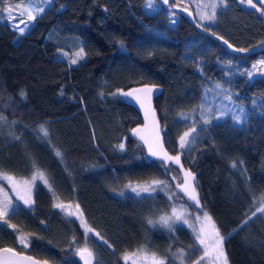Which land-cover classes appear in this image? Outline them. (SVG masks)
<instances>
[{
	"label": "trees",
	"instance_id": "1",
	"mask_svg": "<svg viewBox=\"0 0 264 264\" xmlns=\"http://www.w3.org/2000/svg\"><path fill=\"white\" fill-rule=\"evenodd\" d=\"M156 1L159 9L150 11L146 0H53L23 35L0 21V114L7 120L0 122V167L13 178L31 179L35 160L58 200L78 204L93 229L86 233L85 226L84 231L53 207V191L39 182L31 209L18 206L8 218L17 229L0 221V248L51 264H82L81 248L93 252L92 264H125L123 256L141 247L165 264H181L173 255L179 249L184 264L199 259L201 249L188 226L175 224L169 230L147 223L187 201L177 187L184 179L180 165H164L149 154V145L132 131L146 124L144 108L120 94L151 88L156 92L149 105L161 129L160 142L195 173L201 209L226 237L229 264H264V214L239 227L260 206L253 197L264 193V75H241L264 71V65L253 69L264 59V49L232 54L198 31L186 13ZM183 3L172 0L169 5L185 9ZM226 9L206 32L223 37L234 49L264 45V16L239 0H228ZM81 48L84 58L72 64ZM216 81L245 108L247 121L238 125L228 115L215 119V113L209 125L196 113L192 122L181 119L180 113L200 109ZM193 123L196 139L181 150L178 137ZM41 124L48 128L47 138L36 131ZM56 149L64 154L63 162ZM233 161H242V167L233 168ZM153 180L167 185L139 197L125 188ZM0 186L7 187L1 180ZM19 234L28 237V247L19 242Z\"/></svg>",
	"mask_w": 264,
	"mask_h": 264
},
{
	"label": "snow or ice",
	"instance_id": "2",
	"mask_svg": "<svg viewBox=\"0 0 264 264\" xmlns=\"http://www.w3.org/2000/svg\"><path fill=\"white\" fill-rule=\"evenodd\" d=\"M191 3L192 0H189ZM228 0H213L210 4H196L197 7V12L196 15L199 16L200 21H203L204 24L197 23V27L202 28L204 31H210L208 27H205V24H212L217 21L218 17V12L217 9L219 6H227ZM241 4L246 3L249 5L251 8H254L257 12H259L262 16H264V11L261 10V8H258L256 3H253V0H239ZM53 3V0H40V3L37 4L35 0H27L26 5L22 8L21 10V15L26 14L28 21H35L38 18H41L43 14L46 12L47 7H50ZM163 3L168 4L169 0H163ZM258 3L261 5H264V0H258ZM0 4H3V7L0 8V15H3L4 13H7L9 16V19H15V17L12 16L13 13V7L12 4L9 3V0H0ZM17 8H20L19 4H16ZM145 7L149 10H153L155 7L154 0H146V5ZM211 7L212 11L211 13H206L200 11L201 8H208ZM107 11V9H105ZM187 11V7L184 9ZM189 15H193L192 12L188 13ZM173 17L176 15V13L171 14ZM21 23H24V27H20L18 24L13 25L14 28L21 34H25L26 29L29 27L28 23H25L24 21H21ZM172 23H175V20L172 21ZM212 35H216L214 32ZM217 39L223 40L224 44H226L229 48H232L233 45L230 44L227 40L223 39L221 36H217ZM264 43V42H262ZM234 51L237 52H244L247 53L250 51L248 48H237L234 49ZM84 58V49L81 48L79 52L76 54V58L71 60L72 64H76L78 60ZM258 64L264 65V59L258 61ZM228 67H231V62H229ZM257 65H253V69H255ZM247 75L249 78L253 76L252 71H247L246 73H241V75ZM216 88H221L222 85L217 83L215 85ZM225 91H227L225 89ZM124 97H131L132 99L136 100L137 103L140 104L141 108H144V100L145 98L148 99L150 102L151 94H152V89L151 88H136L132 89L131 91L128 92H122L120 93ZM143 94V96L141 95ZM19 95L21 98H25L26 94L23 90L20 91ZM115 95V94H113ZM226 99L231 101L232 97L231 96H226ZM261 100H264V97L261 98ZM257 104V100L254 98L253 99V105L255 106ZM201 109L200 113V120L202 121L203 125H209L212 123V119L208 115H205V112H208L209 109L205 108L203 104L198 105ZM191 111L195 112L196 108H193ZM148 113L146 112V117ZM153 119L155 118V113H152ZM180 118L187 121L189 119V116L187 113H180ZM227 115V113L221 112L220 116L214 117L215 119H220L222 116ZM248 118V113L245 111V108L243 106L239 107V113L232 112L231 114V119L234 121L236 124H244L247 121ZM0 122L2 123H7L6 117L3 116V114H0ZM12 124L18 123V121H12ZM27 127V126H25ZM38 134L41 135L42 138H47L49 136V131L48 128L44 125L41 124L38 126L37 130ZM134 134L139 135V130L133 129L132 130ZM161 129L158 126V123L156 124L155 127V147L153 144L149 143L143 136H140L142 140H145V143L149 144V154L152 156L159 157L163 159L164 165H167L169 161L172 163L178 164L181 167V171L184 173V179L182 184H178L177 187L181 189V191L184 192L185 195L188 196V198L192 201L195 202L196 207L202 208V205L200 204V200L198 197V193L196 190V177L195 173L192 172L191 170H186L183 168V165L181 164V156L176 155L172 156L169 155L167 151L164 150L163 144L160 142V133ZM198 132L196 123H193L191 127L185 132H183L182 135L178 137V142H179V147L181 150L186 149L191 146L192 143H194L196 139V134ZM12 135V138L19 141L22 139L21 136L15 135L14 133H10ZM119 147L121 149L124 148L123 144H120ZM159 150H156V149ZM162 153V156H161ZM55 154L58 158L61 159L63 162V153L59 150H55ZM243 162L242 161H233L232 167L237 168L238 165L242 167ZM32 166L36 171L33 173V181L39 176V178L43 181V183L48 186L50 191H53V196L54 199H58L56 197V194L53 190L52 184L50 183L46 173L42 172L39 170L37 167V162L35 160L32 161ZM246 174V173H245ZM0 178L8 180L14 190L17 187V183L23 185V192L24 194L21 195L19 192H17V199L22 201L25 207L31 209L34 201L32 199V182L31 181H20L17 182L14 180V178L10 175H7L3 168L0 167ZM167 185L166 181H160V180H153L150 184L145 183L144 185H136L133 186L131 183L128 185H125V188H128L131 190L132 193H134L137 197L141 195V193H148L151 194L152 192H155L157 190H163L164 187ZM0 193H3V189H0ZM120 195H124V192L121 191ZM174 193H169V198L172 199ZM257 200L260 203V206L256 208L254 212L251 213V215L247 216L242 222L239 227H243L247 225V223L257 215V213L264 214V193H262L259 197H253V203L255 204ZM53 207L60 208L61 210H65V205L63 203H54ZM77 209H79V205H76ZM17 209L13 206L12 200L7 197L6 193H3L0 195V221H2L4 224H7L9 228H12L14 231L17 229V225L15 224H9L8 223V218L15 214ZM72 213H69L71 215ZM81 217L83 216V213H80ZM179 221H182L184 224H189V227L192 228L193 230V235L195 237V241L197 242L199 249H202V255L199 257V259L196 261V264H205V261H208L209 264H229L228 256L224 247V243L226 240V237L221 233L220 229L217 227L215 221L213 218L208 214V212L203 213V219H201L200 216L196 217V221L199 224V227L197 228L195 224L189 223V219L183 215L181 212H177L175 208L172 210L171 215H162L159 217L158 220H153L149 218L147 220V223L151 226H155L156 224H160L163 227L168 228L169 230L173 229V225ZM43 223V222H42ZM84 226L86 228V233L87 232H92L93 229L91 227H88L86 222H83ZM237 229H233V232H236ZM97 236H99V233H96ZM232 233H229V236H231ZM17 239L19 242L24 246L28 247L29 240L28 237L19 234ZM103 239V237H101ZM109 248H112V245L108 243L107 240L103 241ZM195 247V246H194ZM198 249V250H199ZM146 251L145 248L141 247L138 249V253H142ZM7 254V255H6ZM79 254L81 256V259L85 261V264H92V258H93V252L90 251L87 248H81L79 249ZM174 256H177L178 259H180L181 264H184V259H185V253L183 249H179L177 253H173ZM18 254L14 252L13 249L10 248H0V264H20V262L17 260ZM23 260H28L31 261L32 264H38L37 261L32 260L31 257H23L21 258ZM125 261L129 259L128 254L126 253L123 257ZM152 264H165V260L159 258L156 256L155 253H153L152 256Z\"/></svg>",
	"mask_w": 264,
	"mask_h": 264
},
{
	"label": "rangeland",
	"instance_id": "3",
	"mask_svg": "<svg viewBox=\"0 0 264 264\" xmlns=\"http://www.w3.org/2000/svg\"><path fill=\"white\" fill-rule=\"evenodd\" d=\"M178 1H179V3L181 1V2H184L183 4L188 5L187 6V10H190V11L194 12L198 23H201V24H204V22L200 21L199 16L196 15V12H197L196 4L199 3V4L203 5V4H206V3L210 4L211 2H213V0H192L191 3L189 2V0H178ZM35 2L37 4H39L40 0H35ZM217 2H218V0H217ZM26 3H27V0L19 2V3H16V4L20 5V8H17L16 4H12V7H13L12 16L15 17V19H9L8 14L4 13L3 15H0V21H6L11 26L18 24L20 27H24V23H21V21H24L25 23L29 24V27L26 29V32H27L29 30V28L32 27V25H33V23L35 21H28V18H27L26 14L21 15V10L26 5ZM154 4H155L154 9L150 10V11H155V10L159 9V5H158L159 3H157L156 0H154ZM245 4L246 3H244V5ZM226 8H227V6L225 7L223 5L218 7V9H217L218 17H217V19L220 17V15L226 13V11H227ZM200 11L210 14L212 9H211V7L201 8ZM172 18L176 22V17L172 16ZM217 23H218V20L215 23H212V24H205V27L206 26L209 27V28L215 27L217 25ZM14 30H16V29L14 28ZM59 51L60 52H66V51L61 50V49H59ZM258 61H260V60H258ZM258 61H256L254 63L255 65H257L256 70H257L258 66H260V64H258ZM253 75H255L256 77L262 76V75H264V71L263 70H261V71L257 70L256 72H253ZM217 83L220 84V82L216 81V83H212L211 86L209 88H207L208 90L205 93L203 105L205 106V108L209 109V111L205 112L204 114L208 115L211 118L210 115H212L214 113L216 114V116H220V113L224 112V113H227V115L230 116V117H231V114H232L233 111L236 112V113H239V107L241 106L239 104L240 102L238 100H236L235 98H233V97H232L231 101L226 99L225 98L226 96H230V94H227L228 90L222 84H221L222 85L221 88H216L215 85ZM225 89L227 91H225ZM155 92H156L155 90H152L151 98H152V96H153V94ZM141 95L143 96V94H141ZM151 98H150V102H151ZM124 99H126L127 101H133L137 105L139 104V103L136 102V100L132 99L131 97H124ZM150 102L148 101V99L145 98V100H144V114H145V117H146V112L148 113V115L146 117L147 122H145L146 123L145 125H141L140 128L138 129L139 130L138 137L140 139V136H143L145 138V140H147L149 143L153 144V146L155 147V143H154V141H155V136H154L155 135V131H153V130L155 129L157 123H155L156 120L153 119L152 113L154 111L151 109V106L149 105ZM195 113H196V115L198 117H200L201 109H198L195 112L189 113L188 114L189 119L187 121H191V122L194 121L195 116H193V114H195ZM227 115H224L222 117H225ZM153 124H154L155 127H152ZM238 125H240V124H238ZM152 134H154V135H152ZM145 140H142V142L145 143ZM145 144L147 146L149 145L147 143H145ZM148 151H149V147H148ZM182 175L184 176L183 171H182ZM32 178L33 177H31V179L28 178V179H25V180H20V179L14 178V180L17 181V182H20V181H31L32 182V186H33V190H32V199H33L34 198V190H35L36 184L39 183V182L43 183V181L39 178V176H37V178L34 181H33ZM0 180L3 181V183L7 185V187L6 186H0V189H3V193H6L7 197L12 200L13 206L15 208H18V206H25L22 201L17 199V192H19L21 195L24 194L23 185L17 183V187L14 190L12 184L8 180L3 179V178H0ZM132 185L136 186V185H144V184L135 183V184H132ZM44 186H46V185L44 184ZM46 187L48 188V186H46ZM126 190L127 191L128 190L131 191L128 188H126ZM179 190H180V192H182L184 194V192L181 191L180 188H179ZM3 193H0V195H2ZM184 197L187 200L184 203V205H179L178 204V206L173 207V208H175L177 212H181L183 215H185L189 219V223L195 224L196 227L198 228L199 224L196 221V217L200 216L201 219H203V213L204 212L202 211L201 208L196 207L195 202L190 200L189 198H187L188 197L187 195L184 194ZM33 201H34V199H33ZM54 203H62V202L60 200H58V199H55ZM63 204L65 205V210H61L60 208H57V209L59 211H61V213L63 215H65L67 218H72V219L77 220L79 222V224L81 225V227L83 226L82 229L84 230V223H82V221L85 222V218H83L84 216L81 217V215H80V213L82 212L81 209L80 208L77 209L76 204H72V203H63ZM173 208L171 209V211L169 213L162 214V215H171ZM69 213H72V214L69 215ZM158 219L159 218H157L156 220H158ZM175 224H184V223L182 221H179V222H177ZM184 225L189 227V224H184ZM155 226H161V225L160 224H156ZM161 227H163V226H161ZM189 228L192 229L191 227H189ZM164 229H168V228L164 227ZM89 233L91 235V232H89ZM192 234H193V230H192ZM97 238H99V236H97ZM201 255H202V249H201ZM128 256H129V259L127 261H125L123 259V262L125 264H152L153 253H149L148 251H144L142 253H138V250H137V251H135L133 253H128ZM194 264H196V261L194 262ZM205 264H209V262L205 261Z\"/></svg>",
	"mask_w": 264,
	"mask_h": 264
},
{
	"label": "water",
	"instance_id": "4",
	"mask_svg": "<svg viewBox=\"0 0 264 264\" xmlns=\"http://www.w3.org/2000/svg\"><path fill=\"white\" fill-rule=\"evenodd\" d=\"M171 2H172V0H169V3H168V4L163 3L167 10H169V11H178V12H184V13H186V14L189 16L191 23L197 27V23L194 21V20H195L194 15H189V14H188V13L191 12V11H189V10L185 11L184 8H181V7L170 6L169 4H170ZM253 2L256 3L259 7H261L262 10L264 11V5L259 4V3H258V0H253ZM197 29H198V31H200V32H202V33H204V34L211 36L214 40H216V41H218L219 43H221L223 46H225L227 49H229V51H230L232 54H235V55H250V54H252V53L260 52V51H262V49H264V45H263V46L258 47V48H256V49H251V50H250L249 52H247V53H244V52H237V51H234V47L229 48L226 44H224L223 40H221V39H217V35H212V33H210V32H206V31H204L202 28H199V27H197ZM235 49H236V48H235ZM14 252H16V253L18 254V256H17V260L20 262V264H32L31 261L21 259V258H23V257H31L32 260L37 261L38 264H51L50 262H47V261H44V260H38V259L32 257V256L29 255V254H25V253L17 252V251H14ZM6 255H7V254H6ZM79 255H80V254H79ZM80 259H81V256H80ZM81 262H82V264H85V261H84L83 259H81Z\"/></svg>",
	"mask_w": 264,
	"mask_h": 264
}]
</instances>
